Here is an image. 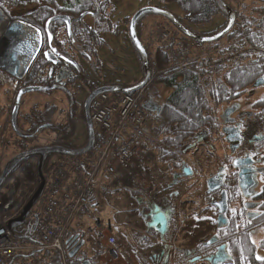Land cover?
<instances>
[{"label": "flooded vegetation", "instance_id": "obj_1", "mask_svg": "<svg viewBox=\"0 0 264 264\" xmlns=\"http://www.w3.org/2000/svg\"><path fill=\"white\" fill-rule=\"evenodd\" d=\"M44 1L41 7L31 8L32 0H0L1 12L6 21L9 23L22 21L31 24L42 34L40 52L34 63L31 64L25 78L19 82L13 76L0 70V85L2 81L10 79L16 85V96L27 86L37 88V93L66 91L70 95L72 117L75 118L78 106L76 96L83 93L84 90L86 91L87 87H92V83H90L92 78L90 79L89 72H95L89 62L91 58L85 55L88 53L89 40L92 39L91 41L94 42L95 39L93 38L95 31L89 30V28L95 27V20H92L93 27L87 25L83 20L87 17L95 18L100 11L94 10V0H83L84 7L81 11L78 10V0ZM39 8L43 11L40 15L36 12ZM0 24V26H4L1 22ZM0 28L1 43L5 27ZM63 31L65 39L60 38ZM62 40L76 49L78 54L74 55L69 50L67 51ZM33 68H35L34 71ZM131 69L134 67H131L130 71ZM126 71L130 72L128 69ZM110 72L113 74L106 77L107 79L111 78L110 76H115L114 69ZM142 73L143 70L140 75ZM120 79L99 82L95 86H126L129 84L126 83L128 81L123 82ZM261 79L264 82V75L261 76ZM22 96H20L15 115L16 123H18ZM16 103L15 98L14 104L16 105ZM239 106L237 103L230 105L228 108H232V114L228 118H224L222 114L217 118L218 122L213 123L214 126L210 123L200 126L203 129L199 128L193 139L188 141L187 145H194L195 148L201 150L203 146L207 147L206 143L213 146L212 139L217 136L227 140L224 129L231 128V134H238V137L233 138V142L227 141L228 148L232 151L231 154L223 157L216 170L208 173L202 184L186 182L190 179L191 182L195 181L196 176L199 175L200 162L196 163L194 168L196 173L190 179H181L179 173L174 174L171 182H176L175 185L180 184L174 190L165 187L170 195L168 200H165L166 202L161 199L159 203L164 206L163 212H170L169 228L164 235V241L167 240L168 246L163 248L164 252L161 257L154 255L151 258H146L144 254L151 246L153 239L158 241L161 237L158 232L145 226L143 231L138 232L140 237L138 236L139 238L136 239L139 264H264V237L257 238L259 229L264 225V119L256 121L253 111H240ZM10 112L12 114V110ZM73 112L75 113L73 114ZM33 113H26L25 120H23L30 127L34 126L32 123ZM76 122H73L74 126ZM253 122L263 124L259 126L258 135L249 138L246 130L252 126ZM209 125L212 126V129L208 127ZM50 126L52 123H42L35 131ZM28 130L30 131V128ZM32 136L27 132L22 137L32 139ZM73 139L63 143L67 145H83L84 143L83 141V143L76 144V141L72 142ZM62 144L58 138L54 137L50 144H37L36 147L29 150L42 146H62ZM37 158L39 157L32 158V162ZM248 160L253 161L251 165L253 169L263 172H258L257 177L253 179L252 186L247 182L246 189L242 191L239 184L241 172L239 165L241 161V165L251 175L250 167L247 164ZM177 165L176 163L175 169L178 167ZM175 169L174 172H176ZM209 179H211L210 182ZM262 179L263 184L260 183ZM218 185H220L219 188L209 190L210 187ZM185 195L187 197L182 199ZM142 198L146 199L145 196ZM144 206L145 204L141 201L138 202L135 214V223L138 225H143L150 220L148 216L145 217L149 209L145 210ZM206 223L210 224L211 228L207 232L204 230ZM78 258L82 259L83 254L78 255Z\"/></svg>", "mask_w": 264, "mask_h": 264}, {"label": "rangeland", "instance_id": "obj_2", "mask_svg": "<svg viewBox=\"0 0 264 264\" xmlns=\"http://www.w3.org/2000/svg\"><path fill=\"white\" fill-rule=\"evenodd\" d=\"M33 3L31 4V8L34 6L36 7H41L42 4L45 2L44 0H32ZM227 4H230L234 10L236 11H243L242 13L244 14H249L253 10L259 9L260 12L255 13V16L257 17L255 20L260 21L261 17L264 15V11L261 13V10L264 9V2L262 0H225ZM158 2L155 0H99V7L105 8L103 12V18L104 22L99 20V15H96L95 18L92 19V17H87L83 21L89 25L90 27H93L92 20H95L94 24L95 27L92 29L89 28V30L95 31V38L92 42L90 39L89 40V45H88V53L85 54L86 56H89L91 60L89 61L90 64L92 65V68H94L95 72L92 73L90 71V79L92 80L90 83H92V87H87L86 91L84 90L83 93H80V95L76 96L77 100V116L73 118V121H77L75 125V130L72 135V137L69 139L72 142L76 141V144L83 143L85 139V126L83 125V118H82V103L84 102L86 96L88 93L91 92V88H93L97 83L99 82H105L109 81L110 79L112 80H118L120 79L123 82L129 83V84H136L138 83V80L141 79L142 74V66H141V60H139V56L132 47V43L129 37V22H130V17H132L138 9L142 7H158ZM155 5V6H152ZM162 8V7H158ZM1 10V9H0ZM137 10V11H136ZM177 15H180L178 11H174ZM171 13V12H170ZM172 14V13H171ZM173 15V14H172ZM174 16V15H173ZM177 20L179 21L178 17L175 16ZM239 18V17H238ZM242 19V17H241ZM240 19V20H241ZM6 20V18H5ZM140 25L138 29V33L140 35V39L142 40L143 44L145 45V49L147 51L149 61H151L152 57L156 61V66L155 70L158 65V60L157 58V53L165 51L167 55V61H170V64H167L165 66L164 71L166 73L161 72L163 69H159L161 74L163 75V78L167 77H172L175 69L177 67L179 68H184V66L187 64L191 63H197L198 70H203L204 75L202 74L201 81L204 85L210 84V80L207 77H210V71L213 69L214 64H216V60L211 59L210 52L212 50H215L217 48L214 43L213 44H205L199 42L198 40L191 38L188 39L189 44L184 48L185 50V55L182 54H174L173 52L177 50V44L180 43L182 45L183 43L181 41H184L181 35H184L187 37L188 35L178 28L174 23L169 21L167 18L157 15V14H148L139 19ZM6 24L5 26L9 25L8 21H4L3 24ZM182 27H184L187 31L191 32L194 34L189 28L184 26L185 24L180 22ZM1 25V24H0ZM204 28V27H203ZM255 31H259V34L264 33V24L260 22V24H255L253 29ZM208 31L210 29L208 28ZM195 35V34H194ZM64 38L65 35L61 34L60 38ZM206 37V36H205ZM65 39V38H64ZM226 41V39L224 40ZM64 48L69 50L70 53L72 54H78V51L76 49H73L68 43H64L62 40ZM223 45L222 48H224L225 53H227L226 57H233L235 55L241 56L240 53L241 51H245L244 49L246 47H241L239 48L238 46L236 48H233L231 45L222 43ZM80 50L82 48H79ZM227 49V50H226ZM221 50V48H220ZM250 53H252V56L255 55V53L260 52L258 49H250ZM224 53V55H225ZM223 55V56H224ZM184 56H188L185 59H180L181 57L183 58ZM248 59H245V62H247ZM86 62V61H85ZM87 63V62H86ZM131 69L130 71V68ZM152 65L150 66V70L152 71ZM190 67V66H187ZM185 67V68H187ZM91 68V67H90ZM175 68V69H172ZM112 69H114V75L115 76H110L111 78H106L110 74H113ZM128 69L130 72L126 71ZM172 69V71L170 70ZM92 70V69H91ZM170 70V71H169ZM159 72V73H160ZM170 72V73H169ZM99 74H102L105 77L99 76ZM97 76V77H96ZM115 78V79H114ZM117 78V79H116ZM139 78V79H137ZM153 79V80H152ZM156 79H159L157 77H153L151 75V81L153 82L150 86L151 88L146 91V93L151 94L153 98H157V104H165L167 97L170 95L172 89L167 88L164 84L156 82ZM131 84V85H132ZM16 85H14L13 82L10 81V79H6L2 81V84L0 85V126H1V135H0V170L4 167L5 163L13 156V153L16 152L12 146L9 147H4L2 145L4 141H8L6 139V136L9 133L10 139H12V142L16 140H21L23 138L22 136L27 134L29 129L28 127L29 124L23 123L21 125V117H23L26 113L28 112L31 113H36V114H41L43 113L46 115V121L44 123H50L48 120L50 119L51 122L54 123H61L65 122L66 123V118H68L71 114V99L70 95L66 93V91L63 90H58L55 92H44V93H37V91H32L29 93H26L24 96H22V101L21 105L19 106V118H18V129L14 128L11 123V107L14 106L15 103V98H16ZM212 86V85H211ZM211 86H206V91L211 90ZM254 87V86H253ZM255 89V90H254ZM254 90V91H253ZM264 93V86L262 87H254L253 89H248L242 91L240 94L238 93V96L236 99L232 100L231 103H237V105H240V111L244 112H249V111H255L252 110L254 108V104L257 102V100L260 99L262 94ZM212 102L214 103V100L211 97ZM154 99V100H155ZM153 100V101H154ZM230 103V102H229ZM228 106V103H222L217 106L218 111L216 112L220 114V110L223 109L224 107ZM4 107V108H2ZM49 110V111H48ZM75 111V109H74ZM81 115V116H80ZM71 117V116H70ZM264 118V114H263ZM16 120V119H15ZM42 124V123H41ZM52 124V125H53ZM250 124V123H249ZM263 123L259 122H253L252 126L249 127L252 133H255L259 131L260 125ZM249 126V125H248ZM32 128V127H31ZM56 127H44L41 128L39 131H31L30 134H32L33 138L30 139L31 141L33 140L35 144H46L48 142H51L54 139V129ZM26 131V132H25ZM56 138V137H55ZM26 139V138H23ZM213 140V139H212ZM213 146L210 145L209 143H206L207 147L203 146L200 149H193L189 151L186 156L182 154V157L187 159L188 162L191 164L195 165L196 163L200 162V168L199 172L195 178V181H192L190 183H198L199 185L202 184L207 176L208 173L216 170V167L218 163H220L223 160V157L227 154H231V149L228 148V143L225 138H221L217 136L213 141ZM18 148V147H17ZM183 150L185 149V146L182 148ZM229 149V150H228ZM19 150L17 149V152ZM185 151V150H184ZM59 157V154H54L52 157L50 156L48 164L49 166L51 165L52 162L56 161L57 158ZM152 160L149 161L147 164L153 165ZM167 163H169L167 161ZM147 165V167H148ZM171 165V163H169ZM142 165H139L138 168H141ZM169 168V166H167ZM166 169V167H165ZM163 169L160 174H161V179H163L164 173H168ZM1 173V171H0ZM264 179V178H263ZM263 179L261 180V184H263ZM129 181H125L124 183L127 184V187H131V179H128ZM158 181V180H156ZM164 181V180H163ZM162 180L158 182L161 183ZM120 183V182H116ZM156 186V185H155ZM118 188V193L115 190H112L109 192L108 196H106L105 200V207L108 208L109 210V215L111 213V219L112 224H113V230L115 231V236L119 241L124 243V239H128L125 244V248H123V258H120V260H110L111 263L114 264H126L125 262L127 261V264H130V259L133 257V255L137 254L136 250V244H135V239L133 238L132 234L135 231H138L141 229L142 231L146 228L144 227L145 225L143 224H137L135 223V215L133 211V207H130V205H135L136 201L133 197L129 196V191L126 190V188ZM2 192H4L5 188L3 187ZM113 203V206H110L109 203ZM105 209V208H104ZM103 212V211H102ZM102 223H104L102 221ZM104 227V226H103ZM204 230L207 232L209 231L210 224H205L204 225ZM101 229V228H100ZM99 229V230H100ZM103 233L105 235H108L107 230L102 228ZM101 232V231H100ZM259 234L257 235V238L264 237V225L261 226L259 229ZM122 237L124 239H122ZM130 246V247H129ZM160 248L159 243L156 241V244L154 246V249L151 250V248L147 249L145 255L146 257L151 256V252H156ZM129 251V253L127 252ZM128 255V256H127ZM98 259L95 260V264H99V261H106L109 258H100L99 254H96ZM100 259V260H99ZM83 263V261L81 262ZM93 264V263H90Z\"/></svg>", "mask_w": 264, "mask_h": 264}, {"label": "trees", "instance_id": "obj_3", "mask_svg": "<svg viewBox=\"0 0 264 264\" xmlns=\"http://www.w3.org/2000/svg\"><path fill=\"white\" fill-rule=\"evenodd\" d=\"M155 1L159 3L158 7H162L161 9L171 12L172 14H174V16L178 17L180 22L184 24L186 23L184 26L189 28V30H191L196 36L205 37V36L213 35L218 31L222 30L226 25L225 23H227V14H226L227 12L220 5L218 0H155ZM223 1L224 3L226 2L225 0ZM94 2H95L94 10L100 11L98 14L100 16L98 22L100 21L104 22L105 20L103 18V12L105 8L102 7L101 10V7H99V0H94ZM78 3H79L78 10L81 11L82 7H84L83 0H78ZM227 5L233 11L235 15V21L232 28L227 33H225L221 37V39L214 42L217 48H215V50H212L210 52V55L212 57L211 59H214L217 62L216 64H214L215 66H213V69H211L210 71V77L204 76L207 77L208 79H211L209 81L210 84L204 85L202 83L200 77H202V74L204 75V73L203 70L200 71L198 70L197 63H191L189 65L186 64L182 69L179 67H177V69L172 68L175 69L174 71L170 69L172 73H174V75L172 77L163 78L161 72L166 73L164 71L165 69L163 68H165L167 64H170V61H167L168 59L165 56L167 55L165 51L157 53L158 55L156 59L158 60V65L156 70H155L156 65L153 66L152 68V78L153 77L159 78L156 79V82L164 84L167 88L172 89L169 97L166 99L167 101L164 105L163 111L160 116L161 119L160 126L157 129L153 130V133H155V136L159 138V141L162 144V147L159 149L158 152L159 159L161 161L171 160L172 163L176 164V162L180 160L179 155L181 153L180 151L182 150L183 146H185L188 143V141L193 139L195 132L199 128L203 129L200 126H204L209 123L212 126H214V124L218 122L219 119L217 118L220 117L221 112L232 104L231 101L237 98L238 93L240 94L242 91L248 90L250 88L253 89L254 88L253 85L255 81L264 75V33L259 34L258 33L259 31L257 30L255 31L256 28L253 29L255 24H260V22L264 24V15L261 17V19H259L260 21H258L255 20L257 18L255 16V13L260 12L259 9L253 10L249 14H244L242 13L243 11L238 12L236 11V9L234 10V8L230 4ZM175 10L178 11L180 15H177L174 12ZM263 11L264 9L261 10V13ZM36 12L39 15L43 13L41 8H39ZM140 22L141 21L139 20L137 24V29H139ZM208 28L210 29V31H208ZM62 34L65 35V32L63 31ZM181 37L184 40L181 41L183 44L180 45V43H178L176 45L177 50L174 51L173 53L185 55L184 48L189 44L188 39H190V37L189 36L186 37L185 34L181 35ZM225 39L226 41H224ZM209 43L214 45L213 42H209ZM222 43L229 44L233 48H236L237 46L239 48L241 47H246V48L244 49L245 50L244 52L243 51L240 52L243 53L241 54V56L235 55L233 57L225 58L227 53H225L224 48H222L221 46L223 45ZM205 44H208V42H205L204 45ZM250 49H258V51L260 52H257L255 53L254 56H252V53L249 52ZM186 57L188 56H184L183 58L181 57L180 59H185ZM245 59H248V61L245 62ZM34 69L35 68H33L32 70L34 71ZM159 69H163V70L160 72ZM152 83L153 82L150 81L149 85L146 86V89L144 91L150 89L151 88L150 85ZM208 85L209 86L212 85L210 87L211 88L210 91H206L205 87ZM211 96L212 98L214 97L213 98L214 103L212 102L211 98H209ZM226 102L228 103V106L225 105L226 107L221 109L220 114H218L216 112V110L218 111L217 106ZM253 110H255L253 111V115L256 121L263 118L264 93L262 94L260 99L257 100V102L254 104ZM74 113L75 112H73V114ZM0 114H1V110H0ZM70 114L71 117L69 116L68 118H66L67 119L66 123L61 122V123L53 124L50 119L48 120L50 123L53 124L52 127L53 126L56 127L54 129L55 133L53 137L58 138L61 141V144L63 142L68 141L72 137L75 130L72 112ZM26 115L27 114H25L24 116ZM24 116L21 117V121H20L21 125L22 122L26 123V121H23L25 120ZM45 116L46 115L44 113L43 115L33 113L32 123L34 126H31L32 128L31 127L28 128H30L31 131L35 130L38 127V125L40 126L41 123H44L46 121ZM212 126L209 125L208 127L211 128ZM16 128L18 129L17 123H16ZM28 132L30 131L28 130ZM0 135H1V129H0ZM6 139L8 141H4L2 145H4V147L6 148L7 147L10 148V146H12L13 149L16 151L13 153V156L20 152L27 151L30 148L32 147L34 148L37 146V144H35V142L33 140L31 141L30 139H23V138H21V140L15 139V141L12 142V139H10L9 137V133L6 136ZM50 143L51 142H48L46 144H50ZM62 145H67V144L63 143ZM17 149L19 150L18 152ZM36 163L37 161L34 160L32 162V159L20 163L13 170L12 174L9 176L7 185L14 186L17 191H21L22 186H24L26 183L29 184V186L32 185L33 187L36 186V184L39 181ZM47 168L48 166L46 163V165H44L43 168V172L44 175H46V178H47L46 173L48 170ZM4 195L6 194L4 193ZM132 195L135 196L139 202L141 201L143 204H145L144 209H146L147 203L145 199L139 196V194L136 192H133ZM2 197L3 199H5V196ZM138 236L140 237V235L136 233L134 238L138 239L139 238ZM68 262L70 264H79L76 258H70ZM37 264H62V263L60 261V257L54 254L52 255L51 259L46 260V257L41 258V260L38 261Z\"/></svg>", "mask_w": 264, "mask_h": 264}, {"label": "built area", "instance_id": "obj_4", "mask_svg": "<svg viewBox=\"0 0 264 264\" xmlns=\"http://www.w3.org/2000/svg\"><path fill=\"white\" fill-rule=\"evenodd\" d=\"M138 101L140 93L133 92L104 93L93 99L90 117L96 135L94 145L86 155L62 158L51 168L35 219L9 228L7 222L21 208L22 194L9 186L5 199L0 196V264H19L28 253L33 256L26 264L36 263L48 252L65 255V233L71 222H80L83 215L94 216L102 207L96 189L101 168L106 175L123 180L134 177L136 162L151 161L149 133L158 122L143 112ZM108 239L116 244L113 237Z\"/></svg>", "mask_w": 264, "mask_h": 264}, {"label": "water", "instance_id": "obj_5", "mask_svg": "<svg viewBox=\"0 0 264 264\" xmlns=\"http://www.w3.org/2000/svg\"><path fill=\"white\" fill-rule=\"evenodd\" d=\"M220 5L226 10L227 14V26L224 28V30H220L218 33L209 36V37H200L195 36L191 32L187 31L184 27L181 26L179 21L172 16V14L166 10L156 8V7H143L140 8L132 17L130 20L129 25V37L132 42L133 47L137 51L139 55V60L142 62V70H143V78L140 80V82L134 86L131 87H112V86H102L97 89H95L93 92H91L87 98L85 99L83 103V121L84 125L86 126L87 130V136H86V143L79 149H65L60 147H44L39 149H33L27 152H22L17 154L16 156L12 157L9 161L6 162V164L3 167V170H1L0 174V187L4 183V181L7 179V177L13 172V170L16 168L18 164L21 162L34 158H37V174L39 177V185L32 197L29 199L27 204L24 206L23 210L21 211L20 216L12 221L8 222V226L10 228H15L17 225L21 224L24 219L28 216L31 211V209L34 207V205L38 202L39 198L43 194V189L45 187V177L43 173L44 168V162L47 159L48 155L52 154H62V155H79L87 152L90 150L94 143V129L93 125L90 119L89 115V105L91 101L98 96L99 94L110 92V91H133L138 88H143V86L149 81L151 70L149 66V60H148V54L146 52L145 47L143 46L141 40L139 39L137 32H136V24L140 17L147 15V14H157L161 15L165 18H167L169 21L174 23L178 28L183 30L189 37L194 38L198 41L202 42H211L216 41L219 38H221L225 33H227L234 23V13L232 10L223 3V0H218ZM264 1V0H262ZM1 9V7H0ZM2 10V9H1ZM81 18V17H80ZM42 46V34L41 31L38 30L36 27H34L31 24L24 23L22 21H13L9 23V25L5 28V32H3V41L0 43V70L4 71L5 73L13 76L18 81H22L25 78V75H27V72L29 71L31 64H33L36 56L40 52ZM263 80H258L255 83V86L262 84ZM37 91V88L35 87H28L21 90L17 95V104L19 103L20 96L27 92ZM16 104L15 107H13V114H12V123L14 124V118L16 115V111L18 108V105ZM146 109L148 107L144 106ZM149 110L154 111L155 109L150 108ZM232 114V108H227L225 113L223 114L224 118H228ZM228 121V120H227ZM228 123V122H227ZM231 128L224 129V133L227 134V141L233 142L234 139L238 137V134H231L230 133ZM248 166L250 167L251 175L248 174V170H246L245 167L241 165L240 161V175H239V184L240 187L243 190L246 189L245 185L248 182V185H251L254 183V178L257 177L259 171L256 169H253L251 165L253 164V161L248 160L247 162ZM183 176L187 177L189 175H192V171L190 168L183 169ZM212 179V178H211ZM209 179V182L210 180ZM218 186L210 187L209 190H215L219 188ZM152 209L149 212V215H147L150 220L147 223L146 227H150V229L155 230L160 234L159 237L164 239V235L167 232L169 228V221H170V212L165 211L163 212L158 206L152 205ZM84 241L83 239L79 242V244L69 253V255L72 257L74 256L77 251L82 247ZM84 264H88V262H85Z\"/></svg>", "mask_w": 264, "mask_h": 264}, {"label": "crops", "instance_id": "obj_6", "mask_svg": "<svg viewBox=\"0 0 264 264\" xmlns=\"http://www.w3.org/2000/svg\"><path fill=\"white\" fill-rule=\"evenodd\" d=\"M109 209L107 208L103 213H102V218L103 219H105L106 221H108L109 220V211H108ZM109 229V228H108ZM113 228H111V229H109L112 233H110V234H115V231H113L112 230ZM106 236V235H105ZM122 239H124L123 237H122ZM127 238L126 239H124V243H126L127 242ZM120 243H121V245H122V247L124 248L125 247V244L123 243V242H121L120 241ZM91 248V243H89L88 244V246H87V251H85V252H87V255L88 256H91L92 254H94V250L93 249H90ZM92 248H93V246H92ZM122 248V249H123ZM86 250V249H85ZM92 250V251H91ZM128 253H129V251H127ZM128 256V255H127ZM100 258H104V259H106V258H109V259H107L106 261H99V264H114V263H111V261H110V257L108 256V255H104L103 253L101 254V256H99ZM106 257V258H105ZM124 257V256H123ZM123 257H121V258H123ZM138 255H133V257H131L130 259H132V261H130V264H139V262H138ZM124 259V258H123ZM100 260V259H99ZM126 264H127V261L125 262Z\"/></svg>", "mask_w": 264, "mask_h": 264}, {"label": "bare ground", "instance_id": "obj_7", "mask_svg": "<svg viewBox=\"0 0 264 264\" xmlns=\"http://www.w3.org/2000/svg\"><path fill=\"white\" fill-rule=\"evenodd\" d=\"M4 21H6V20H5V17L3 16V14H2V12H1V10H0V22L3 24ZM4 25H6V24L4 23ZM2 28H4V27H2ZM16 112H17V111H16ZM44 165H46V160H45V162H44ZM10 221H12V219H10Z\"/></svg>", "mask_w": 264, "mask_h": 264}]
</instances>
